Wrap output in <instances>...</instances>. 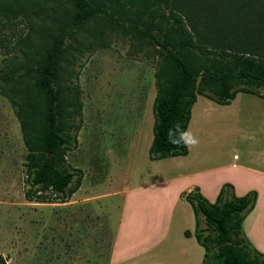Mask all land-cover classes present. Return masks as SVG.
Wrapping results in <instances>:
<instances>
[{
  "label": "trees",
  "instance_id": "16d2710c",
  "mask_svg": "<svg viewBox=\"0 0 264 264\" xmlns=\"http://www.w3.org/2000/svg\"><path fill=\"white\" fill-rule=\"evenodd\" d=\"M4 2L3 17H8L6 12L12 14V6L14 17H26L18 2ZM68 2L70 11L58 28L59 35L47 44L37 42L34 59L25 55L24 62L8 73L0 69V95L14 110L27 150V202L64 204L81 186L83 171L71 166L66 154L77 148L83 123L77 81L85 64L79 72L72 68L74 80L68 94L60 84V64L69 42L83 48L77 35L92 21L112 27L128 25L135 37L157 52L151 161L187 155V146L169 143V130L173 139L186 133L197 96L222 106L229 105L237 93L264 99V0ZM85 45L94 54L105 43ZM77 62H82L79 54L72 67ZM182 197L193 210L194 237L205 250L203 264L214 249L223 264H264V254L252 248L242 232L243 220L255 207L256 191L237 196L233 186L225 183L214 202L198 188ZM6 263L0 254V264Z\"/></svg>",
  "mask_w": 264,
  "mask_h": 264
},
{
  "label": "rangeland",
  "instance_id": "374dc122",
  "mask_svg": "<svg viewBox=\"0 0 264 264\" xmlns=\"http://www.w3.org/2000/svg\"><path fill=\"white\" fill-rule=\"evenodd\" d=\"M4 1L0 0V69L8 73L18 62H24L26 56L35 58L36 44H47L59 35L58 28L65 24L70 4L68 0H7L11 5L18 2V9L26 17H14L13 6L12 14L6 12L8 17H3ZM156 21L159 22V17ZM122 25L112 27L99 20L90 22L77 35L83 48L77 49L73 41L69 42L60 64V84L66 94L72 87L70 81L74 80L70 74L72 68L79 72L80 65L85 64L77 81L83 123L78 146L66 154V159L71 166L83 171L81 193L87 195L85 199L90 202L67 206L25 200L27 150L14 110L0 95V254L7 259L6 264H97L95 253L99 240L104 246L101 248L100 244L99 251L107 252L106 243L111 238L108 231L98 229L99 224L106 221L99 211L111 212L113 227L119 217L122 196H117L114 204H110L112 200L108 198L92 202L91 193L96 198L124 189L135 152L136 174L144 168L155 169L158 163L148 161L145 145L148 127L151 126L152 134L154 121L152 103L156 93L157 52L146 41L135 37L128 25ZM100 42L105 45L94 54L90 46L85 45L95 46ZM70 47H75L79 53ZM78 54L82 62L72 67ZM139 114L146 115L147 123L145 136L137 146L135 133ZM82 194L78 199H82ZM184 205L192 218L190 206ZM176 217L177 212L174 223ZM230 237L233 239L231 233ZM208 254L210 264H223L215 249ZM166 256L169 255L152 253L134 264H172Z\"/></svg>",
  "mask_w": 264,
  "mask_h": 264
},
{
  "label": "crops",
  "instance_id": "0c3cea01",
  "mask_svg": "<svg viewBox=\"0 0 264 264\" xmlns=\"http://www.w3.org/2000/svg\"><path fill=\"white\" fill-rule=\"evenodd\" d=\"M138 116L137 146L145 136L147 123L146 115ZM148 128L145 145L149 150L153 135L151 126ZM186 133L190 135L184 136L185 140L196 141L187 146V155L157 161L147 157L150 163L158 162L155 169L144 168L136 174L135 152L124 189L96 198L91 193L92 202L108 198L112 200L110 204L122 196L119 217L113 227L111 212L99 211L106 221L101 217L104 221L98 229L108 231L111 238L106 243L107 252L99 251L100 244L104 248L99 240L95 253L97 264H134L152 253L169 255L165 258H170L172 264H203L205 250L194 237L193 210L182 196L198 188L207 200L214 202L225 183L233 186L237 196L256 191L255 207L243 220L242 232L250 246L264 254V99L237 93L229 105L222 106L197 96ZM82 183L65 205L90 202L81 193ZM80 194L82 199H78ZM184 203L190 206L193 220ZM166 259L162 260L166 262ZM210 261L208 254L206 264Z\"/></svg>",
  "mask_w": 264,
  "mask_h": 264
},
{
  "label": "clouds",
  "instance_id": "9594fccd",
  "mask_svg": "<svg viewBox=\"0 0 264 264\" xmlns=\"http://www.w3.org/2000/svg\"><path fill=\"white\" fill-rule=\"evenodd\" d=\"M172 130H169V143H172L173 145H184V146H192L196 143L195 138H192L190 140H185L184 136H188L190 135L189 133H184L181 135V137L179 139H173L172 138Z\"/></svg>",
  "mask_w": 264,
  "mask_h": 264
},
{
  "label": "water",
  "instance_id": "95a60500",
  "mask_svg": "<svg viewBox=\"0 0 264 264\" xmlns=\"http://www.w3.org/2000/svg\"><path fill=\"white\" fill-rule=\"evenodd\" d=\"M6 261H7V259H6Z\"/></svg>",
  "mask_w": 264,
  "mask_h": 264
}]
</instances>
